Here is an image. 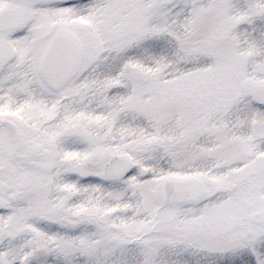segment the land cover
Instances as JSON below:
<instances>
[{"label": "snow or ice", "instance_id": "obj_1", "mask_svg": "<svg viewBox=\"0 0 264 264\" xmlns=\"http://www.w3.org/2000/svg\"><path fill=\"white\" fill-rule=\"evenodd\" d=\"M0 264H264V0H0Z\"/></svg>", "mask_w": 264, "mask_h": 264}]
</instances>
